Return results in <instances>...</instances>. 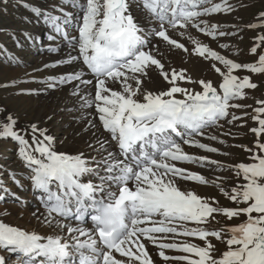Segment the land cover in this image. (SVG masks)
I'll return each instance as SVG.
<instances>
[{
	"label": "snow or ice",
	"instance_id": "obj_1",
	"mask_svg": "<svg viewBox=\"0 0 264 264\" xmlns=\"http://www.w3.org/2000/svg\"><path fill=\"white\" fill-rule=\"evenodd\" d=\"M131 2L59 0L51 12L31 9L55 34L49 35L48 40L62 36L78 51L58 63L80 61L92 77L84 78L81 70L50 77V86L78 82L73 95L80 96L81 107L94 106L109 137H97V155L87 157L84 153L59 151L55 137L35 124L29 139L27 130L16 128L13 115L0 119V138L17 142L18 156L29 172L31 188L45 209L42 222L60 230V234L44 236L0 222V249L20 254L21 264H155L147 242L159 250L157 255L165 264H264V143L256 141L258 151L245 149L251 153L250 163L230 166L241 178L230 190L179 166L199 163L223 167L207 156L189 154L183 146L208 153L219 151L195 137H203L205 129L221 119L231 116L227 122L232 123L242 118L230 114L229 109L246 107L234 101L244 98L245 89H255L257 85L248 76L239 78L234 73L242 69L264 73V53L258 55L256 63L241 64L188 31L195 29L212 40L235 35L202 19L234 11L229 0H139L149 18L158 22V27L150 32L136 22ZM65 6L76 9L78 14L74 16ZM246 27L264 29V12L259 14L257 23ZM176 29L184 30L179 35L193 45L191 49L169 35L170 30ZM152 37L171 46L169 50L218 62L224 71L217 63L210 67L222 77V82L217 87L210 80L194 81L186 69L166 66ZM262 46L264 34L255 38L250 52L257 54ZM152 72L162 78L166 88H143ZM191 83L198 84L200 90L183 86ZM89 84L94 91L81 95V86ZM257 103L261 107L254 109L253 119L258 127L251 131L260 137L264 134V101ZM110 141L115 142V151L109 147ZM178 180L212 183L233 204L245 206H215L219 202L214 197L182 190ZM18 186L23 187L19 183ZM0 195L16 194L0 184ZM217 215L229 220L243 215L246 219L238 225L209 229L207 225ZM181 237L196 238L203 241V246ZM212 238L225 245L219 254ZM165 250L185 255L171 256ZM0 264H6L2 257Z\"/></svg>",
	"mask_w": 264,
	"mask_h": 264
},
{
	"label": "rangeland",
	"instance_id": "obj_2",
	"mask_svg": "<svg viewBox=\"0 0 264 264\" xmlns=\"http://www.w3.org/2000/svg\"><path fill=\"white\" fill-rule=\"evenodd\" d=\"M214 2H220V0H214ZM229 3L234 9L231 13H218L210 17H203L202 19L208 20L210 24L221 26L220 31H230L236 33L235 35L218 37L217 40H212L210 37L197 32L195 29L189 28L188 31L202 43L209 45L213 50L225 55L227 58L233 59L235 62L241 64L256 63L258 61V55L264 53V46L257 49V54H252L250 49L255 46V38L258 35L264 34V29L257 28L253 30L246 26L258 22L259 14L264 12V0H229ZM58 4L59 0H0V85H4L0 86V119H3V117L7 115L6 110L8 107L12 109L11 115L16 118L17 122L33 121L36 119V115H40L41 118H44L43 122L46 129H49L51 132H56V135H54L56 145L60 146L63 145V143H67L69 146H74L75 143L72 142L73 136L79 137L81 135V131H78L80 121L77 114L69 113L73 112L75 109L69 107L66 112H60L62 111L61 109L57 110V107H54V111L50 110L41 98L44 96V93H46V90H54L56 87L53 88L50 86L51 81L49 78L38 77L40 74L35 72L30 64L31 58L36 55L38 50L39 52L45 50L47 56H58L59 54L57 51L50 52L48 50L51 45L57 46L58 42L56 39L52 41L48 40V36L53 35L51 29L43 23L42 17H37L31 9L40 8L43 11L51 12ZM65 7L67 8V6ZM130 7L134 8L133 13L135 19H137L138 13L144 14L146 15L145 18L147 17V22L149 21L148 24H150V18L140 6L139 0H132ZM72 14L76 16V14ZM69 31L71 32V29H69ZM182 31L184 30H170L169 35L191 49L193 45L187 39L179 35V32ZM27 36L31 38H26ZM220 44H225L227 47L220 48ZM164 45V47L160 48V52H162V62H164L166 66L170 65L177 69H186L187 74L191 76L194 81L200 79L210 80L213 82V86L217 87L222 82V77L210 67L212 63H217V66L221 67L222 71H224L225 69L222 65H219L218 62L211 60L199 61L203 58L190 55L182 50H169L171 46L166 43H164ZM12 71H21L20 73L22 74L13 76L11 73ZM206 71L210 75L207 78L204 77ZM234 74L239 78L248 76L251 81L257 85L255 89H245L244 98L234 101V103L246 107L229 109L230 114L242 118L234 120L232 123L227 122L231 119V116L221 119L217 121L215 125L205 129V135L203 137H195L204 144L216 147L219 151L217 153H208L198 148L189 147L187 145L183 146L185 151L189 154L207 156L211 160L221 162L223 167L210 164L201 166L199 163H185L179 165L190 171L204 175L209 181L222 183L226 190H230L233 186L241 182V178L236 176L230 166L237 165L241 162L245 164L250 163L251 160L249 157L251 153L245 149L250 148L253 151H258L255 148L256 141L259 139L260 142L264 143V134L257 137L255 133L251 131V129L258 127V123L253 119V117L256 116L254 109L261 107L257 101H264V73L254 74L242 69L236 71ZM61 86L62 85H59L58 88ZM183 86L200 90V86L196 83L184 84ZM115 87L119 88V85H115ZM166 87L167 84L156 72H152L151 80H145L143 84L144 89L151 91H158L160 88ZM88 109H91V107H88ZM245 113H247V115H245ZM57 114L61 115L58 116ZM261 118H264V116H261ZM17 129L21 128L17 127ZM29 131V135L27 133V138L30 139L31 130ZM212 136H216L218 139H210ZM220 141H223V143H220ZM92 156L96 155L89 154L88 157ZM28 175V170L24 167L22 160L18 156L17 142L11 138H0V184L5 185L11 193L16 194L15 198L10 197V195H0V212L4 213L5 209L12 207V209H17V214L20 215L21 213L25 217L36 219L35 221H37L38 219L36 217L40 216V213L37 214V212L40 210L39 207L42 208V206L35 205L40 203H38L39 200L37 199V195L31 188L30 181L27 178ZM217 178L220 179L218 180ZM18 183L22 184L23 187H19ZM177 183L182 190H192L201 197H214L215 200L219 202L218 205L215 206L223 208H242L245 206L243 204H233L222 195L219 188L212 183L201 185L196 182L184 180H178ZM42 210H44V208H42ZM34 213L36 215H34ZM245 219L246 217L243 215L232 218L231 220L224 216L217 215L216 220L210 225H207V227L209 229H219L226 225H238L245 221ZM39 223L41 229H37L35 232H40L38 234L45 235L42 234V229H48V226L42 222V219H39ZM47 232L51 233L53 236L60 234L53 228H50ZM180 239L188 240L191 243L203 246V241L196 238L181 237ZM212 243L218 250L217 254L225 249V245L214 238H212ZM147 246L151 248L148 252H150L149 254H152V257L155 259V264H165L157 255L159 250L151 244L147 243ZM1 250L3 249H0V257L4 258V260L7 259L6 264H14V262L15 264H19L16 258L9 257L10 255L7 256L6 254V256H4V252ZM165 251L168 255L175 253L177 255H185L170 250ZM169 263L183 264V262L178 261H170L168 264Z\"/></svg>",
	"mask_w": 264,
	"mask_h": 264
},
{
	"label": "bare ground",
	"instance_id": "obj_3",
	"mask_svg": "<svg viewBox=\"0 0 264 264\" xmlns=\"http://www.w3.org/2000/svg\"><path fill=\"white\" fill-rule=\"evenodd\" d=\"M67 10L71 11V12H74V10H75L77 12L76 9H72V8H68ZM130 10H131V14L135 17V15L133 13L134 8L130 7ZM136 13H138V12H136ZM145 16L146 15H144V14L138 13V17H137V19H135L136 22H138V24L144 26L145 29L149 32L153 28L158 27V22L155 20H153V23H151V19H150L151 24H148L149 21L147 22V20H146L147 17L145 18ZM151 39H152L153 43L159 47V49L165 46L164 43L162 41H159L157 38L152 37ZM57 40H58L57 46L51 45V47H56L58 49L57 50V52L59 53L58 56H47V53L45 50H42V51L40 50L41 52H39V50H38L36 52V55L31 58L30 64L32 66V69L34 68L35 72L40 74V75H38V77L40 76L43 78L44 77H46V78H50V77L59 78L60 76H62L64 74L83 70L84 71V78L91 79L92 78L91 74L86 70V68L83 66L82 62H80V61H73L71 64L58 63L60 61L66 60L70 55H72V56L77 55L78 52L76 49H74L72 47V45L66 44L65 41H63L62 37H57ZM161 54H162V52H161ZM203 60L204 59H200L199 61H203ZM46 65H47V67H45ZM20 72L19 71H12L11 73L13 76H19L20 74H22ZM33 74H34V72H33ZM208 76H210V75L206 71L204 74V77L207 78ZM77 83L78 82H73L72 84H65L59 88H58L59 85H57L56 88L53 87V88H55L54 90L53 89L46 90L45 91L46 93H44V96L41 98V100L52 111L55 110L54 107H57V110L61 109L62 111H60V112H66L69 107H72L73 109H75L73 112H69V113L77 114L79 121H80V126L78 127L79 128L78 131L79 130L81 131V135L79 137H76L75 135L73 136L72 142L75 143L74 146H69L67 143H63V145H60V146L55 144V147L59 151H62V152H66L69 154L84 153L85 156L88 157L89 154L97 155V152L94 150V149L99 148V145H97V143H96L97 137H99L100 139L108 138L109 133L105 132L103 130L102 126L100 125L97 114L95 113V110H94V106L91 107V109H88V107H81L82 100L80 99V96L73 95L72 89L75 86V84H77ZM93 91H94V89H93L92 84L81 86V95H90ZM6 111H7L6 114H12L11 108L8 107ZM57 115L59 116L61 114H57ZM72 116H74V115H72ZM35 118H36L35 120L29 121V122L28 121H21V122L18 121L16 128L20 127L23 130H27V133L30 132L29 130H31V126L33 124H35L39 128L46 129V126H44V122H43L44 118H41L40 115H38V116L36 115ZM92 125H95V127H93ZM46 130L49 134H51L53 136L56 135V132H54V131L51 132L49 129H46ZM28 135H29V133H28ZM89 144H91L93 147L90 148ZM109 147L113 151L116 150L114 142L110 141ZM11 197H14V196H11ZM35 205L41 206V204H35ZM39 209L40 210L37 212V214L40 213L39 215L41 216V219L43 221V216L41 214L45 213V209L42 210L41 207H39ZM16 210L17 209H15V208L12 209V207L5 209L4 213H2V215L0 214V222L7 223L10 226L19 227L22 230H27L29 232H35V231H37V229H41L39 220L35 221L36 219L27 218L21 213L19 215V214H17ZM89 226H91V225H89ZM50 228L48 227V229H46V228L42 229L43 230L42 234H45L44 236L51 235V233L47 232L48 230H50ZM55 230L57 233H60L59 229H55ZM38 231H40V230H38ZM38 233H40V232H38ZM146 246H147V243H146ZM147 249L149 251L151 250V248L149 246H147ZM150 255L152 256V254H150ZM171 256H177V254L175 253V254H172ZM152 259L155 261V259L153 257H152ZM5 262H7V261H5ZM160 264H164V263H160ZM169 264H171V263H169Z\"/></svg>",
	"mask_w": 264,
	"mask_h": 264
}]
</instances>
